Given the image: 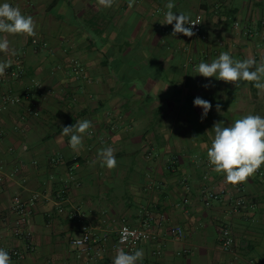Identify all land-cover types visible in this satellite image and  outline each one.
Returning <instances> with one entry per match:
<instances>
[{"label": "crops", "instance_id": "obj_1", "mask_svg": "<svg viewBox=\"0 0 264 264\" xmlns=\"http://www.w3.org/2000/svg\"><path fill=\"white\" fill-rule=\"evenodd\" d=\"M5 2L33 18L36 36L0 33L9 41L0 62L11 61L0 76V241L25 252L12 235L16 207L42 195L27 226L35 249L11 264H113L118 249L109 242L80 254L71 240L91 225L114 241L145 213L155 217L157 239L137 247L138 264H264V179L255 173L237 190L207 159L214 123L264 117V91L196 71L225 51L264 60V0H172L173 12L202 15V32L191 37L173 36L175 21L161 24L169 0H115L107 9L97 0ZM9 95L20 103L3 107ZM197 97L212 104L203 119ZM85 119L93 127L73 151L62 128ZM107 147L117 160L111 170L97 158ZM204 190L224 196L207 207ZM238 198L252 207L236 210ZM222 226L235 239L228 251L218 241ZM173 227L184 236L174 238Z\"/></svg>", "mask_w": 264, "mask_h": 264}, {"label": "clouds", "instance_id": "obj_2", "mask_svg": "<svg viewBox=\"0 0 264 264\" xmlns=\"http://www.w3.org/2000/svg\"><path fill=\"white\" fill-rule=\"evenodd\" d=\"M114 3L115 0H97V5L105 9L111 8ZM174 7L175 4L169 0L166 4L165 20L161 24L172 25L175 21L172 30L173 36L176 34L193 36L192 28L185 27V25L194 26L198 23L192 22L191 17L184 12H173ZM0 33L34 37L36 36L35 23L31 16L23 15L19 7H14L7 2L0 3ZM0 52H9L7 38L0 37ZM10 66V60L0 62V76H3L5 70ZM253 68L254 70H252ZM196 71L204 78L215 77L217 80L235 87L241 81L253 82L256 89L264 91V60L258 65L256 60L251 57L243 61L234 60L225 51L221 52L219 57L211 63L201 62ZM194 105L203 109L202 119L212 108L209 101L200 97L195 98ZM220 109L221 105L217 104V112ZM91 127L93 125L90 120H78L72 126L63 127L62 135L70 136L69 146L73 151H79L83 143V136ZM210 131L214 135L211 146L207 149V159L213 171L224 175L226 183L235 186L247 182L264 165V117L248 114L235 120L229 126H224L223 122H216ZM97 158L101 166L109 170L117 167L112 147L101 149ZM143 256L142 250L129 253L120 248L116 252L113 264H138L143 260ZM0 264H11L9 253L3 248H0Z\"/></svg>", "mask_w": 264, "mask_h": 264}, {"label": "built area", "instance_id": "obj_3", "mask_svg": "<svg viewBox=\"0 0 264 264\" xmlns=\"http://www.w3.org/2000/svg\"><path fill=\"white\" fill-rule=\"evenodd\" d=\"M192 22L198 23L193 25H188L187 27H191L194 32L193 36H199L202 32V23L203 17L201 14L196 15ZM239 25L236 23V26ZM262 27L264 30V21L262 22ZM75 67L78 69L81 68L78 62H75ZM80 70V69H79ZM20 103V99L17 96H6L3 98V107H7L8 105H15ZM262 179H264V173L260 170L256 172ZM235 189L240 190V185H235ZM66 190L59 191L57 193V197L60 200L65 199ZM224 196V190L215 192L204 190L202 194V199L205 206L210 207L213 201H219ZM42 198V195L36 193L33 195L28 202L18 204L16 207V211L18 217L15 221V224L12 229V235L24 241L26 250L25 252L33 251L35 249L33 243V234L27 226L30 223V214L31 209L36 205V203ZM252 207L247 204L244 200L238 198L235 200V208L236 210ZM59 212L63 213V206L59 205ZM73 218H80L79 214H73ZM161 220L165 219V216L160 217ZM155 221V217L149 213H145L143 216L141 223L139 226H130L128 224H122L117 233V238L114 241H110L109 232L107 230H97L95 227L91 225H83L81 227V233L78 238H74L71 240V244L74 248H76L80 254H86L95 249L96 245L110 243L114 249L123 248L124 251L133 252L143 243L152 242L157 239V236L153 230V223ZM170 233L174 238H181L184 236V231L181 227H173L170 229ZM79 241V243H78ZM219 245L224 251H228L232 248L235 239L232 233V230L229 226H222L219 229V237H218ZM0 248L6 250L10 257L11 263L21 261L24 259L26 253L21 250L17 246H8L2 241H0Z\"/></svg>", "mask_w": 264, "mask_h": 264}, {"label": "rangeland", "instance_id": "obj_4", "mask_svg": "<svg viewBox=\"0 0 264 264\" xmlns=\"http://www.w3.org/2000/svg\"><path fill=\"white\" fill-rule=\"evenodd\" d=\"M93 30H94V28H90L89 29V32L91 33V34H94V32H93ZM12 71H14V70H16V72H22V65L20 66V65H13L12 66ZM85 78H86V81H89V82H92V79H90L88 76H85ZM39 83V82H38ZM9 106V105H8Z\"/></svg>", "mask_w": 264, "mask_h": 264}]
</instances>
